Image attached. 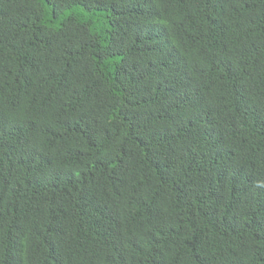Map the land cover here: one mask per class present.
Listing matches in <instances>:
<instances>
[{
    "label": "trees",
    "instance_id": "1",
    "mask_svg": "<svg viewBox=\"0 0 264 264\" xmlns=\"http://www.w3.org/2000/svg\"><path fill=\"white\" fill-rule=\"evenodd\" d=\"M0 264H264V0H0Z\"/></svg>",
    "mask_w": 264,
    "mask_h": 264
}]
</instances>
